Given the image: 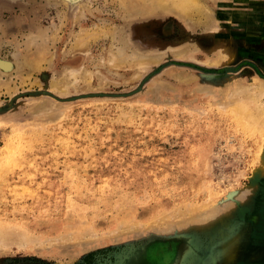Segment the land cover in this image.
<instances>
[{
  "label": "rangeland",
  "instance_id": "1",
  "mask_svg": "<svg viewBox=\"0 0 264 264\" xmlns=\"http://www.w3.org/2000/svg\"><path fill=\"white\" fill-rule=\"evenodd\" d=\"M132 3L0 0V264H263L264 0Z\"/></svg>",
  "mask_w": 264,
  "mask_h": 264
},
{
  "label": "bare ground",
  "instance_id": "2",
  "mask_svg": "<svg viewBox=\"0 0 264 264\" xmlns=\"http://www.w3.org/2000/svg\"><path fill=\"white\" fill-rule=\"evenodd\" d=\"M196 0H133V3H132V5L134 6V8L135 7H137V6H139V5H141L142 3H144V2H150V4H149V6L151 7V6H158V7H163L164 9H166V10H169V9H173V10H175V11H177V13H179V14H181V15H187V14H190V8H191V6H192V3H194ZM198 1V0H197ZM129 2V1H128ZM66 3V2H65ZM133 8V7H132ZM195 12V11H194ZM99 30H101V29H99ZM106 30V29H105ZM92 31H93V29H92ZM83 32V31H82ZM82 36V35H81ZM92 36V35H91ZM77 42V41H76ZM222 57V56H221ZM125 58V57H124ZM123 59V58H122ZM117 60H118V58H117ZM3 62V61H2ZM5 62V61H4ZM115 62H117V61H115ZM120 65V64H119ZM3 69V68H2ZM89 81V80H88ZM244 90H245V88H243ZM247 89V88H246ZM258 90H259V88H257V87H255L254 89H250L249 91H247V98H249V100L251 101V102H254L257 98H258V96H259V92H258ZM238 91H240V89L237 87V88H235L234 89V91L233 92H238ZM260 91V93H263V91H261V90H259ZM240 92H242V91H240ZM246 94V93H245ZM262 95V94H261ZM240 96L242 97V93L240 94ZM263 96V98H264V94L262 95ZM243 97H244V94H243ZM262 98V99H263ZM245 98H243V100H244ZM259 101V100H258ZM242 102V101H241ZM244 102V101H243ZM250 102V103H251ZM263 104H262V108L259 110V112H257L256 114H253V113H255V112H253L252 111V109L250 110H246L247 108H249L251 105V107H255V109L257 108V105H258V103H256V104H249L250 106H248L247 107V105L246 106H242L241 108H239V109H243V111H242V113H244L245 114V112H247V111H252V114L250 115V116H248V121L247 120H243V121H247L248 123H250L249 125H248V127L251 125V124H254L255 125V127H257V128H255V129H257L258 131H260L261 133L264 131V102L263 101H261ZM237 104H238V102H237ZM236 105V104H235ZM244 105V104H243ZM254 105V106H253ZM260 105V104H259ZM235 107V106H234ZM236 107H237V105H236ZM235 107V108H236ZM245 107V108H244ZM259 108V107H258ZM237 109V108H236ZM244 110H245V112H244ZM233 111V110H232ZM237 112V111H236ZM234 113V112H233ZM249 112H247V114H248ZM242 115V114H241ZM249 115V114H248ZM242 117H244V116H242ZM246 118H247V116H245ZM240 119V118H239ZM241 120H242V118H241ZM240 120V121H241ZM244 123V122H243ZM246 123V122H245ZM240 126H242L241 124H240ZM239 126V127H240ZM247 127V126H246ZM245 127V128H246ZM252 127V126H251ZM254 127V126H253ZM242 128H244V126L242 127ZM254 130V128H252V131ZM260 133V134H261ZM252 134H253V132H252ZM262 139V138H261ZM262 148H263V145L261 146V148H260V150H259V152L261 151V156L262 155H264L263 154V152H262ZM259 149V148H258ZM256 154V153H255ZM258 154V153H257ZM259 157V156H258ZM263 169V168H262ZM263 173H262V171H259L258 172V174L257 175H255L256 177L255 178H257L258 176H261ZM255 182V181H254ZM256 184V183H255ZM263 205V204H262ZM260 206V205H259ZM215 208V207H214ZM244 211V210H243ZM198 213V212H197ZM228 214H229V212H228ZM262 215V214H261ZM203 217V216H202ZM2 233V232H1ZM4 233V232H3ZM254 233L256 234V236L257 237H259L258 236V234L254 231ZM253 233V234H254ZM261 236H263V235H261ZM225 245H224V243L222 244V246H221V248H220V251L221 252H224L225 251ZM245 249V248H244ZM245 253V252H244ZM246 254V253H245ZM236 262H240V260L239 261H236ZM234 264H238V263H234Z\"/></svg>",
  "mask_w": 264,
  "mask_h": 264
},
{
  "label": "water",
  "instance_id": "3",
  "mask_svg": "<svg viewBox=\"0 0 264 264\" xmlns=\"http://www.w3.org/2000/svg\"><path fill=\"white\" fill-rule=\"evenodd\" d=\"M64 2H66L68 5H70V6H73V5H75L76 3H78V2H80V1H82V0H63ZM2 109L0 108V111H1ZM238 264H245L244 262H242V261H240V262H237ZM247 264V263H246Z\"/></svg>",
  "mask_w": 264,
  "mask_h": 264
},
{
  "label": "flooded vegetation",
  "instance_id": "4",
  "mask_svg": "<svg viewBox=\"0 0 264 264\" xmlns=\"http://www.w3.org/2000/svg\"><path fill=\"white\" fill-rule=\"evenodd\" d=\"M247 264H257V263H253V262H250V261H245ZM264 264V262H263Z\"/></svg>",
  "mask_w": 264,
  "mask_h": 264
}]
</instances>
